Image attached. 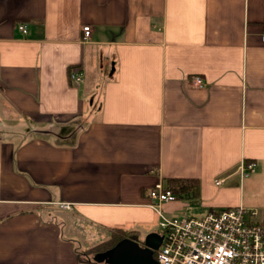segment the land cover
Wrapping results in <instances>:
<instances>
[{"label": "crops", "instance_id": "1", "mask_svg": "<svg viewBox=\"0 0 264 264\" xmlns=\"http://www.w3.org/2000/svg\"><path fill=\"white\" fill-rule=\"evenodd\" d=\"M263 32L264 0H0V264H85L111 228L158 232L149 191L171 178L198 189L168 216L264 222Z\"/></svg>", "mask_w": 264, "mask_h": 264}, {"label": "built area", "instance_id": "2", "mask_svg": "<svg viewBox=\"0 0 264 264\" xmlns=\"http://www.w3.org/2000/svg\"><path fill=\"white\" fill-rule=\"evenodd\" d=\"M22 33L27 32L25 24H19ZM83 41L90 38L91 28L84 25ZM264 42V32L261 34ZM70 81L77 85L83 81L81 67H74L69 73ZM191 84L203 87L200 77L191 78ZM255 171V164L242 162L239 175L246 178ZM219 180L216 184H220ZM148 206L158 218L161 241L154 251L159 264H264V222L255 219L257 211L243 205L209 211L203 217H173L162 210V204L175 200L174 193L162 182H157L149 191ZM58 207L68 211L69 203ZM85 264H94L86 261Z\"/></svg>", "mask_w": 264, "mask_h": 264}, {"label": "water", "instance_id": "3", "mask_svg": "<svg viewBox=\"0 0 264 264\" xmlns=\"http://www.w3.org/2000/svg\"><path fill=\"white\" fill-rule=\"evenodd\" d=\"M160 241L158 232H151L137 240L124 239L112 249L95 254L92 260L97 264H159L154 258V251Z\"/></svg>", "mask_w": 264, "mask_h": 264}, {"label": "trees", "instance_id": "4", "mask_svg": "<svg viewBox=\"0 0 264 264\" xmlns=\"http://www.w3.org/2000/svg\"><path fill=\"white\" fill-rule=\"evenodd\" d=\"M167 187L173 193L179 194H193L197 192L198 182L195 179L189 178H171L167 180ZM140 234L137 230H125L121 228H111L109 235L103 241L96 243L95 245L86 249L83 253H79L76 256L77 261L83 258H93V256L100 252H105L112 249L116 244L124 239L137 240ZM79 262V261H78Z\"/></svg>", "mask_w": 264, "mask_h": 264}, {"label": "rangeland", "instance_id": "5", "mask_svg": "<svg viewBox=\"0 0 264 264\" xmlns=\"http://www.w3.org/2000/svg\"><path fill=\"white\" fill-rule=\"evenodd\" d=\"M203 210V208H201L200 206L197 207H192V210H190V212L182 215L181 217H184L185 215L189 216V215H195V216H199L196 214H191V213H201L200 211ZM155 213V212H154ZM157 217V216H156ZM159 229V228H158ZM89 261H93L92 258L89 259Z\"/></svg>", "mask_w": 264, "mask_h": 264}, {"label": "flooded vegetation", "instance_id": "6", "mask_svg": "<svg viewBox=\"0 0 264 264\" xmlns=\"http://www.w3.org/2000/svg\"><path fill=\"white\" fill-rule=\"evenodd\" d=\"M94 264H97V263L94 262ZM100 264H103V263H100Z\"/></svg>", "mask_w": 264, "mask_h": 264}]
</instances>
